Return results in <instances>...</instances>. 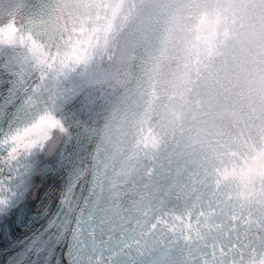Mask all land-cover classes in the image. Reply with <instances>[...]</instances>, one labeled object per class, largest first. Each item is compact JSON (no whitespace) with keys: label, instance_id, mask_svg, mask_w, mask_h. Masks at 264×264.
<instances>
[{"label":"snow or ice","instance_id":"snow-or-ice-1","mask_svg":"<svg viewBox=\"0 0 264 264\" xmlns=\"http://www.w3.org/2000/svg\"><path fill=\"white\" fill-rule=\"evenodd\" d=\"M222 4L207 21L228 37L249 5L264 19V0ZM256 35L248 94L264 95V31ZM33 63L23 75L0 60V264H166L172 253L178 264H264V140L227 167L192 168L178 153L176 179L153 193L95 142L93 85L78 83L57 108L46 99L55 69L40 53Z\"/></svg>","mask_w":264,"mask_h":264},{"label":"clouds","instance_id":"clouds-1","mask_svg":"<svg viewBox=\"0 0 264 264\" xmlns=\"http://www.w3.org/2000/svg\"><path fill=\"white\" fill-rule=\"evenodd\" d=\"M232 7L243 10L245 5L238 2ZM261 17L259 11H253L252 6H248L244 27H237V35L228 38L226 56L222 58V63L210 68L206 75L210 77L216 91L226 92L237 103L264 113V95L255 92L248 94V72L255 69L251 60L258 44L256 32L264 31V19Z\"/></svg>","mask_w":264,"mask_h":264},{"label":"bare ground","instance_id":"bare-ground-1","mask_svg":"<svg viewBox=\"0 0 264 264\" xmlns=\"http://www.w3.org/2000/svg\"><path fill=\"white\" fill-rule=\"evenodd\" d=\"M149 2H150V0H143L142 4L140 6V14H142L144 9L146 8L145 6H147ZM138 17H139V14L136 16V18L133 22V26H135V24L138 20ZM122 51H123V49H122ZM122 51L118 55L116 54L117 56L114 55L113 56L114 58L111 61H109L110 63H108V66L106 65L107 68L106 67L104 68V70H105L104 76L99 81V83L97 82L95 85H93V87L95 89L104 90V89H110V88L116 86L117 81H118V75L120 73L119 71H121V65L119 63V60H120Z\"/></svg>","mask_w":264,"mask_h":264}]
</instances>
